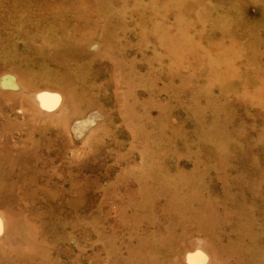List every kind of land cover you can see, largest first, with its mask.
<instances>
[{
  "label": "rangeland",
  "instance_id": "374dc122",
  "mask_svg": "<svg viewBox=\"0 0 264 264\" xmlns=\"http://www.w3.org/2000/svg\"><path fill=\"white\" fill-rule=\"evenodd\" d=\"M0 264H264V0H0Z\"/></svg>",
  "mask_w": 264,
  "mask_h": 264
},
{
  "label": "bare ground",
  "instance_id": "6f19581e",
  "mask_svg": "<svg viewBox=\"0 0 264 264\" xmlns=\"http://www.w3.org/2000/svg\"><path fill=\"white\" fill-rule=\"evenodd\" d=\"M217 60H219V59H217ZM205 260V259H204Z\"/></svg>",
  "mask_w": 264,
  "mask_h": 264
}]
</instances>
